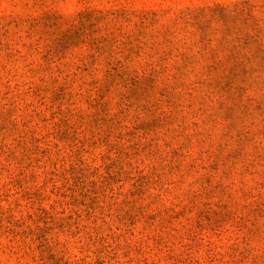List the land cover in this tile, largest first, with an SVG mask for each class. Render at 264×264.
Segmentation results:
<instances>
[{
	"label": "rangeland",
	"instance_id": "374dc122",
	"mask_svg": "<svg viewBox=\"0 0 264 264\" xmlns=\"http://www.w3.org/2000/svg\"><path fill=\"white\" fill-rule=\"evenodd\" d=\"M0 264H264V0H0Z\"/></svg>",
	"mask_w": 264,
	"mask_h": 264
}]
</instances>
